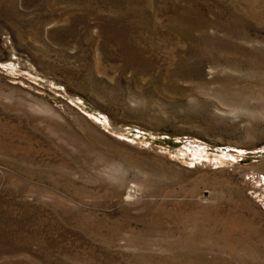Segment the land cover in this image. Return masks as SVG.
<instances>
[{"label":"rangeland","instance_id":"374dc122","mask_svg":"<svg viewBox=\"0 0 264 264\" xmlns=\"http://www.w3.org/2000/svg\"><path fill=\"white\" fill-rule=\"evenodd\" d=\"M0 264H264V0H0Z\"/></svg>","mask_w":264,"mask_h":264}]
</instances>
